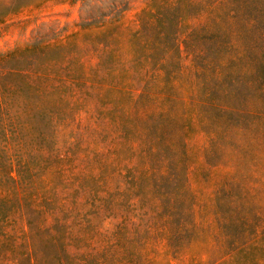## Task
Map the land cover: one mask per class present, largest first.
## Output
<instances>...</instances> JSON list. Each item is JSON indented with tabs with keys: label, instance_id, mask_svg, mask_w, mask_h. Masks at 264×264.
<instances>
[{
	"label": "trees",
	"instance_id": "trees-1",
	"mask_svg": "<svg viewBox=\"0 0 264 264\" xmlns=\"http://www.w3.org/2000/svg\"><path fill=\"white\" fill-rule=\"evenodd\" d=\"M41 2L0 5V18ZM108 23L0 53V264H157L161 242L180 257L198 232L187 182L195 133L205 163L229 169L213 204L214 264H225L257 239L264 0H149L129 58ZM82 113L99 120V139L63 155L56 128Z\"/></svg>",
	"mask_w": 264,
	"mask_h": 264
},
{
	"label": "rangeland",
	"instance_id": "rangeland-1",
	"mask_svg": "<svg viewBox=\"0 0 264 264\" xmlns=\"http://www.w3.org/2000/svg\"><path fill=\"white\" fill-rule=\"evenodd\" d=\"M11 2L13 3V0H0V5H10ZM148 2L149 0H43L39 5L24 7L0 18V53L9 52L39 39L51 43L65 40L79 30L77 24L105 17L110 26L117 27L116 46L120 47L121 56L129 58L130 34L137 26L138 13L147 6ZM185 64H188L187 60ZM97 121L99 120L89 119L85 113H82L77 121L57 126L54 146L63 155L72 149L77 156L79 148L86 147L93 139H99L96 131ZM204 143L205 138L201 133L193 134L188 140L190 161L187 182L195 199L198 232L189 247L178 258L166 254L161 242L158 245V253L150 254L157 264H164L166 261L171 264H214L220 256L216 253L217 223L213 214V204L216 190L224 177L229 174V169L212 168L205 163ZM101 147L102 151H107L110 144L101 142ZM76 162L77 169L85 164L80 158ZM253 176L260 179L259 182L251 184L260 190L257 191L259 204L255 206L259 212L254 229L257 239L246 249L231 251V256L225 258L228 261L225 264H264V186L261 185L263 175L261 172H253ZM123 180L122 178L117 180L121 187L124 185ZM120 220L118 216L110 217L102 222L101 226L104 229H112Z\"/></svg>",
	"mask_w": 264,
	"mask_h": 264
}]
</instances>
